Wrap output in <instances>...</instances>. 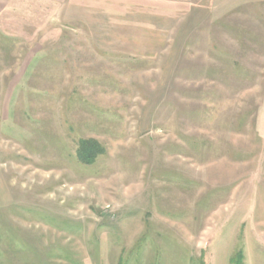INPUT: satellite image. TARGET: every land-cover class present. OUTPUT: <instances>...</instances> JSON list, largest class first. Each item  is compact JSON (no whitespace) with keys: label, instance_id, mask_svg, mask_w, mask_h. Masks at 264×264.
<instances>
[{"label":"rangeland","instance_id":"374dc122","mask_svg":"<svg viewBox=\"0 0 264 264\" xmlns=\"http://www.w3.org/2000/svg\"><path fill=\"white\" fill-rule=\"evenodd\" d=\"M239 250L264 264V0H0V264Z\"/></svg>","mask_w":264,"mask_h":264},{"label":"trees","instance_id":"16d2710c","mask_svg":"<svg viewBox=\"0 0 264 264\" xmlns=\"http://www.w3.org/2000/svg\"><path fill=\"white\" fill-rule=\"evenodd\" d=\"M102 153L103 149L95 139H79L76 155L80 160L91 162L97 155ZM243 259V253L239 250L230 258V264H243Z\"/></svg>","mask_w":264,"mask_h":264}]
</instances>
